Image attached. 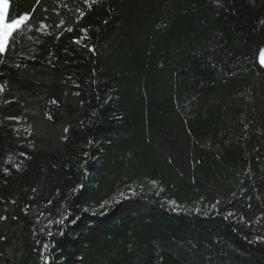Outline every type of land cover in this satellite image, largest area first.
Segmentation results:
<instances>
[{"label": "trees", "instance_id": "trees-1", "mask_svg": "<svg viewBox=\"0 0 264 264\" xmlns=\"http://www.w3.org/2000/svg\"><path fill=\"white\" fill-rule=\"evenodd\" d=\"M9 5L0 264H264V0Z\"/></svg>", "mask_w": 264, "mask_h": 264}, {"label": "snow or ice", "instance_id": "snow-or-ice-1", "mask_svg": "<svg viewBox=\"0 0 264 264\" xmlns=\"http://www.w3.org/2000/svg\"><path fill=\"white\" fill-rule=\"evenodd\" d=\"M40 0H36V3L39 4ZM87 2V0H86ZM92 4H95L97 0H91ZM9 0H0V55L6 53L10 42H15L16 35H20L23 32V28L27 25V23L31 19V13L25 12L22 15H19L18 19H10L9 15ZM81 16H83V12H81ZM10 19V22H8ZM264 23V22H262ZM41 28L46 27V25L41 24ZM71 31V29H68ZM81 31H86L81 29ZM79 43V41H75ZM92 49H90L91 51ZM259 62L261 66H264V49H260V59ZM0 91H3V88L0 87ZM8 120H17V117H5ZM67 131V129H65ZM18 167V166H17ZM7 171V169H5ZM6 217L0 216V220H4ZM58 223H63V221H58ZM72 223H76L75 220ZM49 235L51 233L49 232ZM47 247V246H46ZM45 264H48V258L44 257Z\"/></svg>", "mask_w": 264, "mask_h": 264}, {"label": "rangeland", "instance_id": "rangeland-1", "mask_svg": "<svg viewBox=\"0 0 264 264\" xmlns=\"http://www.w3.org/2000/svg\"><path fill=\"white\" fill-rule=\"evenodd\" d=\"M259 59H260V55H259ZM259 64H260V62H259ZM262 67H264V66H262ZM130 195H131V193H128V194L124 195V197L126 198V197H129Z\"/></svg>", "mask_w": 264, "mask_h": 264}, {"label": "crops", "instance_id": "crops-1", "mask_svg": "<svg viewBox=\"0 0 264 264\" xmlns=\"http://www.w3.org/2000/svg\"><path fill=\"white\" fill-rule=\"evenodd\" d=\"M259 55H260V53H259ZM259 55H258V62H259Z\"/></svg>", "mask_w": 264, "mask_h": 264}]
</instances>
